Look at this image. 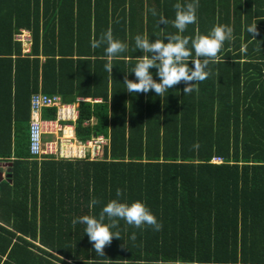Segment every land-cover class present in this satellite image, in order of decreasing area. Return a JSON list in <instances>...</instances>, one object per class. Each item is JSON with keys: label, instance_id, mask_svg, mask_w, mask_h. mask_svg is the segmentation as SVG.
Masks as SVG:
<instances>
[{"label": "trees", "instance_id": "obj_1", "mask_svg": "<svg viewBox=\"0 0 264 264\" xmlns=\"http://www.w3.org/2000/svg\"><path fill=\"white\" fill-rule=\"evenodd\" d=\"M192 2L0 0V161L10 163L0 181V264H264V0H199L182 36L233 28L199 91L184 95L181 82L159 97L124 84L125 75L136 80L143 55L135 37L176 34L175 5ZM253 23L255 39L246 31ZM109 28L128 45L112 58V75L106 45L90 46ZM21 30L29 51L15 40ZM39 91L77 103L76 137H107L102 159L30 156V96ZM54 111L44 107L41 116ZM117 189L120 202H143L162 229L120 220L112 231L121 239L100 257L86 226L72 220L98 217ZM93 197L100 203L90 209Z\"/></svg>", "mask_w": 264, "mask_h": 264}, {"label": "clouds", "instance_id": "obj_2", "mask_svg": "<svg viewBox=\"0 0 264 264\" xmlns=\"http://www.w3.org/2000/svg\"><path fill=\"white\" fill-rule=\"evenodd\" d=\"M199 0L187 3L184 6L176 4L175 19L173 26L178 30L176 34H166L163 39L150 41L147 36L137 35L135 37V47L143 55L140 56L131 73H134L136 80L124 77L126 91L129 93H148L154 91L159 97L173 88V86L184 83V95H189L194 91H199L198 84L206 80L210 73V63L220 61L218 53L224 46L225 41H230L233 37V28L224 24H216L206 35L196 34L195 38L182 36L180 33L186 31L188 25L194 24L197 20V9ZM153 16L157 15L155 8L150 9ZM159 23L168 24V20L161 15ZM246 31L255 39L259 34L257 23L247 26ZM165 40L167 42H165ZM191 43V48L189 44ZM106 45L105 53L108 62L105 64V70L112 75V58L117 54L127 50L128 45L114 39L111 28L101 35L99 39L93 38L90 46L92 49H98ZM247 51V44L241 45V52ZM194 52V55H193ZM191 62L192 67L189 66ZM157 70L156 75L159 82L153 79L150 69ZM194 149H199V143L193 145ZM123 195L121 189L116 190L117 199L110 200L102 207L98 217L93 215H83L72 220V225L77 223L85 225V234L89 242L93 244L95 254L105 257L104 249L109 246L113 238L121 239L120 232H113L112 229L118 228L120 220H124L128 225L137 229H142L145 225L150 226L154 231H160L162 224L146 205L141 201L131 203L120 202L119 198ZM100 201L92 198L89 201V208H94ZM107 221V222H106ZM136 239V234L131 236ZM109 259L105 258L103 264H107ZM92 264H97L93 261Z\"/></svg>", "mask_w": 264, "mask_h": 264}, {"label": "built area", "instance_id": "obj_3", "mask_svg": "<svg viewBox=\"0 0 264 264\" xmlns=\"http://www.w3.org/2000/svg\"><path fill=\"white\" fill-rule=\"evenodd\" d=\"M24 51H29L30 34L21 30L15 35ZM82 100L78 98L77 101ZM44 107H54L53 118H42ZM78 116L77 103L62 102L58 95L35 92L30 96V118L28 124V150L32 158L40 160L54 158L63 160H99L109 139L102 134H93L87 140L76 137L74 122ZM44 135L52 138L44 139ZM220 157H213L211 162L220 163Z\"/></svg>", "mask_w": 264, "mask_h": 264}, {"label": "crops", "instance_id": "obj_4", "mask_svg": "<svg viewBox=\"0 0 264 264\" xmlns=\"http://www.w3.org/2000/svg\"><path fill=\"white\" fill-rule=\"evenodd\" d=\"M50 138H52L51 135H44V139H50ZM44 159H54V158H44ZM54 160H63V159H54ZM9 175H10V163L0 161V181L7 180L9 178Z\"/></svg>", "mask_w": 264, "mask_h": 264}]
</instances>
